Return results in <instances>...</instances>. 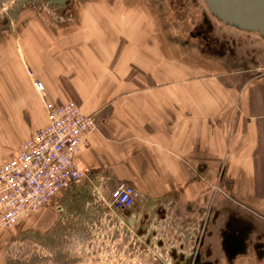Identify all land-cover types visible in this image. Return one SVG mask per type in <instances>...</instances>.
Returning <instances> with one entry per match:
<instances>
[{
    "label": "crops",
    "instance_id": "crops-1",
    "mask_svg": "<svg viewBox=\"0 0 264 264\" xmlns=\"http://www.w3.org/2000/svg\"><path fill=\"white\" fill-rule=\"evenodd\" d=\"M77 8L75 21H32V36L22 34L23 62L45 83L46 99L73 100L98 125L77 156L87 177L53 198L57 209L98 204L151 248L163 244L156 234L182 236L185 248L198 232L203 261L264 264V71L235 67L206 40L200 50L209 39L198 31L202 21L181 36L186 25L169 26L162 3ZM8 108L0 154L12 157L47 115L40 96L22 103L27 122ZM120 181L138 191L124 210L108 205ZM192 249L174 246L162 262L187 264Z\"/></svg>",
    "mask_w": 264,
    "mask_h": 264
},
{
    "label": "rangeland",
    "instance_id": "rangeland-1",
    "mask_svg": "<svg viewBox=\"0 0 264 264\" xmlns=\"http://www.w3.org/2000/svg\"><path fill=\"white\" fill-rule=\"evenodd\" d=\"M17 2L0 0V117L8 103V111L16 117L23 115L27 122L30 110L22 108V103L39 97L36 89L31 91L28 84L29 80L32 85L34 73L23 62L26 56L22 34L24 32L25 35L29 33L32 36V21L41 20L53 25L65 22L71 15L75 21V9L81 3H106L113 6L126 5L133 0H72L71 13H68L69 9L64 13L45 6L32 5L31 2L18 8ZM135 2L166 5L171 9L169 26L181 23L186 25L182 27L185 29L183 34L177 29L181 36L195 35L197 30L191 33L189 23L194 25L197 21H202L198 31L209 39L199 40L200 50L209 41L208 45H213L216 52L231 57L235 67L264 71V36L223 22L210 11L205 0ZM34 24L38 25L37 22ZM22 62L25 76L17 89L15 75L19 71L21 73ZM9 157L0 154V162ZM95 191L98 197L99 191ZM58 204L59 202L51 201L29 213L27 218L14 227L0 229V264H165L159 256L165 257V253L174 246L177 249L190 250L194 243L191 240L189 246L184 248L181 245L184 241L182 236L178 239L174 235L173 239L165 241L166 235L156 234L154 240L160 241L162 237L163 244L159 243L158 247L151 248L149 243L145 244L143 236H138L129 229L126 222L112 220L115 218L109 209L94 204L91 205L92 210H86L85 205L75 202L72 211L64 212L57 209ZM106 206L108 207L107 204ZM196 234L198 232L191 239H195Z\"/></svg>",
    "mask_w": 264,
    "mask_h": 264
},
{
    "label": "built area",
    "instance_id": "built-area-1",
    "mask_svg": "<svg viewBox=\"0 0 264 264\" xmlns=\"http://www.w3.org/2000/svg\"><path fill=\"white\" fill-rule=\"evenodd\" d=\"M43 99L47 123L35 131L15 156L0 164V227H14L32 211L48 204L60 192L80 184L87 174L77 156L97 129L94 116L73 100H47L45 83L34 77ZM138 191L120 181L109 192L108 205L116 210L131 208Z\"/></svg>",
    "mask_w": 264,
    "mask_h": 264
},
{
    "label": "water",
    "instance_id": "water-1",
    "mask_svg": "<svg viewBox=\"0 0 264 264\" xmlns=\"http://www.w3.org/2000/svg\"><path fill=\"white\" fill-rule=\"evenodd\" d=\"M22 1L25 0H19L18 5ZM66 1L68 0H55L60 4ZM205 2L210 11L223 22L264 36V0H205Z\"/></svg>",
    "mask_w": 264,
    "mask_h": 264
},
{
    "label": "flooded vegetation",
    "instance_id": "flooded-vegetation-1",
    "mask_svg": "<svg viewBox=\"0 0 264 264\" xmlns=\"http://www.w3.org/2000/svg\"><path fill=\"white\" fill-rule=\"evenodd\" d=\"M182 1V0H180ZM31 2L32 5H37V6H45L48 7L49 9L55 10V11H59V12H65L66 10L71 8L72 5V0H68L65 3H57L54 1H50V0H35V1H30V0H25L22 1V3L20 5H18V8H20L22 5H26V3ZM200 235L196 234L195 239H191L192 237H194V235H190V239L194 242L192 244V251L190 252V254L188 255V260L186 261L187 264H212L209 261H203L201 259V253L199 251V246H200ZM182 239V238H181ZM160 260L163 261L162 259H164L165 257H161L159 256ZM167 259L164 260V263H166ZM169 262V261H167ZM171 264V262L169 263Z\"/></svg>",
    "mask_w": 264,
    "mask_h": 264
},
{
    "label": "bare ground",
    "instance_id": "bare-ground-1",
    "mask_svg": "<svg viewBox=\"0 0 264 264\" xmlns=\"http://www.w3.org/2000/svg\"><path fill=\"white\" fill-rule=\"evenodd\" d=\"M17 1H19V0H17ZM17 3H18V2H17ZM17 3H16V4H17ZM32 72H33V71H32ZM32 76H34V75L32 74ZM33 79H34V77H33ZM33 84H34V80H33ZM34 87H35V86H34ZM41 99H42V98H41ZM42 100H43V99H42ZM43 102H44V101H43ZM44 106H45V105H44Z\"/></svg>",
    "mask_w": 264,
    "mask_h": 264
}]
</instances>
